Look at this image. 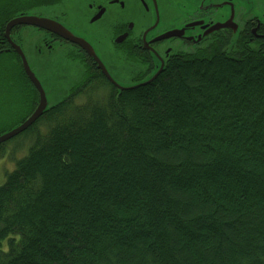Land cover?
Returning <instances> with one entry per match:
<instances>
[{
	"label": "trees",
	"instance_id": "16d2710c",
	"mask_svg": "<svg viewBox=\"0 0 264 264\" xmlns=\"http://www.w3.org/2000/svg\"><path fill=\"white\" fill-rule=\"evenodd\" d=\"M50 7L0 0V25ZM63 95L0 145L15 157L0 264H264V52L176 56L144 86L94 74Z\"/></svg>",
	"mask_w": 264,
	"mask_h": 264
},
{
	"label": "flooded vegetation",
	"instance_id": "af4514ba",
	"mask_svg": "<svg viewBox=\"0 0 264 264\" xmlns=\"http://www.w3.org/2000/svg\"><path fill=\"white\" fill-rule=\"evenodd\" d=\"M28 15L53 20L85 40L119 81L145 79L176 56L219 48L264 52V0H54V7ZM10 20L0 25V58L13 62L7 73L16 79L21 99L34 98L35 92L32 113L38 93L4 35ZM9 38L21 48L37 79H67L62 80L65 93L77 79L94 74L106 79L84 50L56 34L20 25L10 30ZM63 96L54 94V103Z\"/></svg>",
	"mask_w": 264,
	"mask_h": 264
},
{
	"label": "water",
	"instance_id": "95a60500",
	"mask_svg": "<svg viewBox=\"0 0 264 264\" xmlns=\"http://www.w3.org/2000/svg\"><path fill=\"white\" fill-rule=\"evenodd\" d=\"M36 11H33V12H36ZM30 13L19 15L11 19L6 25V30H5L4 35L6 39L9 41V43L11 44L13 50H15L16 54L19 56L22 67L26 75L28 76L29 81L32 83V85L36 89L38 93V103H37L35 110L21 124L15 126L11 130L4 132L3 134L0 135V145H3L9 142L10 140L24 133L31 126H33L42 117V115L45 112H47L50 108H52L59 102L58 100V102L54 103V96L52 95H50V99L48 98L42 86V83L40 82V79H37L34 72H32V70L30 69V66L21 48L17 46L12 40H10L9 32L15 26L21 25V26H34L37 28H41L47 32L58 35L60 38L72 44L79 46L94 60V62L97 64V69L100 70L102 74L104 75V77L106 78V80L117 89L118 93L125 91V90H132L139 86H144L146 84L151 83L154 79L157 78V76L165 68L164 65L162 64L160 67L155 69L152 74L147 76L142 82H139V83H132L130 82V79H122L121 81L115 80L112 78V76L108 72L104 63L96 55L93 47L90 44H88L85 40L69 33L65 28H63L60 24L54 22L53 20L43 18V17H37L33 15H28ZM62 80L65 81V79H62ZM126 80H129V82H126ZM64 93L65 91L63 92V94Z\"/></svg>",
	"mask_w": 264,
	"mask_h": 264
},
{
	"label": "rangeland",
	"instance_id": "374dc122",
	"mask_svg": "<svg viewBox=\"0 0 264 264\" xmlns=\"http://www.w3.org/2000/svg\"><path fill=\"white\" fill-rule=\"evenodd\" d=\"M29 31L30 30H28V32ZM27 35L30 38L35 37L33 33H27ZM226 53L230 54L231 52H226ZM10 64L13 65V62L9 61L7 58H0V129L7 127L11 123L12 121L11 116L17 115L18 113L23 111L22 109L23 107L21 106L22 99L19 96L20 93L19 85L18 84L13 85L11 83L9 74L7 73V66H10ZM66 80L67 79H65V81ZM40 82L42 83V86L49 99H50V95L52 96H54V94L60 95L67 90V84H63L62 79H52L51 75H48L47 79H40ZM126 82H129V80H126ZM132 83H137V82H135L133 79ZM30 97L32 96L27 97L26 105L27 103L31 105L33 100L37 101L35 95L34 98L32 97L33 99ZM14 143L16 142L7 143V147H12ZM23 144L24 142L20 144L19 149H21ZM18 152H20V150ZM15 156L17 159L22 156V153H18ZM14 158L6 157L0 159V185L3 184L5 175L13 171L15 164H13L12 161L14 160Z\"/></svg>",
	"mask_w": 264,
	"mask_h": 264
}]
</instances>
